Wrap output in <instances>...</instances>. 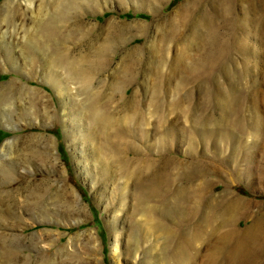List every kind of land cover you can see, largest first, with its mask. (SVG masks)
Here are the masks:
<instances>
[{
  "label": "rangeland",
  "instance_id": "obj_1",
  "mask_svg": "<svg viewBox=\"0 0 264 264\" xmlns=\"http://www.w3.org/2000/svg\"><path fill=\"white\" fill-rule=\"evenodd\" d=\"M255 4L0 0V264H215L264 213Z\"/></svg>",
  "mask_w": 264,
  "mask_h": 264
},
{
  "label": "bare ground",
  "instance_id": "obj_2",
  "mask_svg": "<svg viewBox=\"0 0 264 264\" xmlns=\"http://www.w3.org/2000/svg\"><path fill=\"white\" fill-rule=\"evenodd\" d=\"M251 3L253 4V9H255V0H251ZM246 4L244 8L248 13V10L251 8H247ZM259 9L261 10V7ZM257 23L259 25L261 40L264 41V15L257 16ZM137 27L140 26L138 25ZM169 163L171 162L165 160L164 166ZM249 205L248 201L240 197H234L226 203L223 210L224 214H243L251 219V222L244 228L235 226L224 234L223 237L228 239V243L223 249L216 252L217 259L213 263L264 264V213L251 214L248 210ZM120 246V242L117 241V252H119Z\"/></svg>",
  "mask_w": 264,
  "mask_h": 264
}]
</instances>
